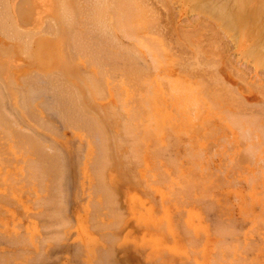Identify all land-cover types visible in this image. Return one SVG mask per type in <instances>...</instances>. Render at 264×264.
I'll use <instances>...</instances> for the list:
<instances>
[{
  "label": "rangeland",
  "instance_id": "rangeland-1",
  "mask_svg": "<svg viewBox=\"0 0 264 264\" xmlns=\"http://www.w3.org/2000/svg\"><path fill=\"white\" fill-rule=\"evenodd\" d=\"M64 1L63 13L66 10L68 16L73 15L69 16L70 21L65 18L72 22L70 25L62 14L60 19L64 23L46 18L40 28H35L32 0H18L14 11L10 0H0L2 23L12 13V20H7L15 26L10 30L18 31L14 36L8 32L11 26L7 22V28L5 23L0 26L3 28L0 39L11 42L8 46L17 60L14 75L9 78L0 75V240L4 236L9 240V243L0 241V264H264V45L260 48L263 55L256 51L259 43L264 44V0H245L243 14L241 8H236L241 13L235 12L239 0ZM227 1L229 5L224 3ZM197 3L204 5L194 6ZM199 7L203 8L202 13ZM2 8L8 15L2 16ZM254 11L261 12L257 18L253 16ZM91 12L97 18L89 15ZM237 13L246 15H241L245 18L241 24L234 18L238 17ZM212 15L223 18L214 19L216 16ZM231 16L232 23L228 18ZM223 19H228L229 24L221 26L228 21ZM226 24L234 26L228 30ZM20 34L24 40L16 38ZM70 35L77 38L74 44L69 40ZM36 37L45 43L38 42L33 52ZM27 39L31 44L23 43ZM77 42L81 48L76 46ZM88 49L93 50L91 54L97 53L96 58ZM101 52L107 57L100 59ZM35 59L46 67L55 63L58 66L45 73L38 70ZM69 63L72 67H67ZM64 64H68L67 69ZM30 75L34 79L43 76L40 80L43 84L35 81L38 78L31 80ZM51 76L59 78L52 77L60 82L56 84L58 89L47 79ZM94 82L99 86H94ZM27 99L33 100L32 103ZM30 109L34 115L26 113ZM125 122L131 127H126ZM119 125L123 126L125 135L120 133ZM97 131L103 136H96L95 133H100ZM101 138L104 139L101 141ZM134 140L139 147L133 145ZM93 144H101L95 146L100 153ZM137 155H141L137 160L142 166L132 159ZM95 160L102 163L100 167ZM102 165L104 169H100ZM100 175L106 177L103 179Z\"/></svg>",
  "mask_w": 264,
  "mask_h": 264
},
{
  "label": "bare ground",
  "instance_id": "bare-ground-1",
  "mask_svg": "<svg viewBox=\"0 0 264 264\" xmlns=\"http://www.w3.org/2000/svg\"><path fill=\"white\" fill-rule=\"evenodd\" d=\"M17 1H18V0H10V8H11L12 11L16 10V9H14V8H15V4H16ZM72 1H73V0H72ZM82 1H83V0H82ZM87 1H88V0H87ZM92 1H93V0H92ZM95 1H96V0H95ZM98 1H99V0H98ZM123 1H124V0H123ZM137 1H138V0H137ZM201 1H202V0H201ZM203 1H204V0H203ZM203 1H202V2H203ZM214 1H215V0H214ZM236 1H238V0H235L234 2H236ZM239 1H240V0H239ZM239 1L236 2V3L240 4ZM241 1L243 2V3L241 2V5H242V6L239 7L240 5L238 6V4H236L237 6L235 7V9H236V8H237V9H238V8H241V11H242V10H243L242 7L244 6L243 4H245V0H241ZM261 1H263V0H261ZM32 2H33V5H34V6H38V8L40 9L39 14H38V19L36 20L35 23H33L35 28H40V26L43 24V22H44V20H45L46 18H51L52 20H55V21L58 22V21L61 20V19H60V18H61L60 16H62V14L65 15V16H64V20H65V18H68V20L70 21V17H71V16L73 17V15H69V16H70V17H69V16H68V12H66V10H65V12L63 13V7H64V6H63V3H65L64 0H32ZM73 2H74V1H73ZM80 2H81V1H80ZM83 2H84V1H83ZM89 2H90V1H89ZM112 2H113V1H112ZM127 2H128V1H127ZM199 2H200V1H199ZM212 2H213V1H212ZM220 2H221V1H220ZM222 2H223V1H222ZM232 2H233V1H232ZM232 2H231V3H232ZM234 2H233V3H234ZM249 2H250V1H249ZM2 3H3V2H2ZM5 3H6V1H5ZM8 3H9V2H8ZM98 3H99V2H98ZM123 3H124V2H123ZM218 3H219V2H218ZM224 3L227 4L228 1H227V2H224ZM82 4H83V3H82ZM99 4L102 5V3H99ZM129 4H130V3H129ZM141 4H142V3H141ZM222 4H223V3H222ZM222 4H220V5H222ZM106 5H107V3H106ZM130 5H131V4H130ZM137 5H138V4H137ZM196 5H197V6L199 5V6L202 7L204 4H203V5H200V3H197V4H195L194 6H196ZM210 5H211V4H210ZM228 5H229V3H228ZM248 5H250V4H248ZM75 6H76V5H75ZM131 6H132V5H131ZM222 6H224V5H222ZM234 6H235V5H234ZM246 6H247V5H246ZM76 7H77V6H76ZM91 7H92V6H91ZM123 7H124V6H123ZM127 7H128V6H127ZM212 7H214V6H212ZM5 8H6V7H5ZM77 8H78V7H77ZM93 8H95V7H93ZM125 8H126V7H125ZM139 8H140V7H139ZM146 8H147V7H146ZM193 8H194V7H193ZM224 8H225V6H224ZM3 9H4V8H2V10H3ZM90 9H91V8H90ZM90 9H89V11H91ZM123 9H124V8H122V10H123ZM131 9H132V7L130 8V11H131ZM202 9H203V8H202ZM202 9L199 7V10H200L201 13H202V11H201ZM235 9H233V11H234ZM237 9L235 10V12L238 11V10H240V9H238V10H237ZM2 10H1V11H2ZM5 10H6V9H5ZM8 10H9V8H8ZM8 10H7V11H8ZM76 10H77V9H76ZM79 10H80V9H78V11H79ZM101 10H102V9H101ZM143 10H144V9H143ZM148 10H149V9H148ZM192 10H193V9H192ZM192 10H191V11H192ZM196 10H197V9H196ZM3 11H4V10H3ZM73 11H74V10H73ZM80 11H81V10H80ZM92 11H94V10H92ZM97 11H98V10H97ZM145 11H146V10H145ZM145 11H144V13H146ZM197 11H198V10H197ZM204 11H205V10H204ZM243 11H244V10H243ZM243 11H242V14H243ZM70 12H71V10H70ZM100 12H101V11H100ZM100 12H99V13H100ZM102 12H103V11H102ZM125 12H126V11H125ZM142 12H143V11H142ZM3 13H4V14H3L2 16L4 17V15L7 14V13H5V11H4ZM66 13H67V15H66ZM77 13H78V12H77ZM81 13H85V12L82 11ZM87 13H88V12H87ZM87 13H86V14H87ZM133 13H134V12H133ZM144 13H142V14H144ZM232 13H233V12H232ZM238 13H241V12L238 11ZM238 13H237V14H238ZM259 13H261V12H260V11H259V12L254 11V13H253L254 18H257V17H258L257 15H259ZM1 14H2V12H1ZM1 14H0V15H1ZM72 14H73V13H72ZM90 14H92V12L89 13V15H90ZM101 14H102V13H101ZM101 14H100V15H101ZM124 14H125V13H124ZM130 14H131V13H130ZM139 14H140V13H139ZM206 14H207V13H206ZM208 14H209V13H208ZM211 14H212V13H211ZM233 14H235V13H233ZM242 14H240V15L238 14V15H237L238 17L234 16V18H236L235 20H238V19L240 20V22H239L240 24H241V20H242V19L245 20V18H241L242 16L245 15V14H244V15H242ZM7 15H8V14H7ZM27 15H28V14H27ZM74 15H75V14H74ZM77 15H78V14H77ZM77 15H76V16H77ZM87 15H88V14H87ZM92 15H94V12H93ZM111 15H112V14H111ZM200 15H201V14H200ZM235 15H236V14H235ZM241 15H242V16H241ZM66 16H68V17H66ZM76 16H74V17L77 18ZM94 16H95V15H94ZM131 16H132V14H131ZM131 16H130V17H131ZM134 16H135V14H134ZM148 16H149V15H148ZM215 16H216V15H215ZM215 16L212 15V17H215ZM228 16H230V15H228ZM239 16H240V17H239ZM245 16H246V15H245ZM245 16H244V17H245ZM256 16H257V17H256ZM263 16H264V15H263ZM11 17H12V13H11ZM11 17L9 18V15H8L7 18L4 17V20L6 19V22L9 24L10 22H8L9 20H7V19L9 18L10 20H12ZM72 17H71V18H72ZM83 17H84V16H83ZM95 17H96V16H95ZM135 17H136V16H135ZM217 17L219 18V16H216V18H214V19H217ZM224 17H225V16H224ZM250 17H251V16H250ZM12 18H13V17H12ZM28 18H29V17H28ZM62 18H63V17H62ZM78 18H79V17H78ZM96 18H97V17H96ZM132 18H133V17H132ZM220 18H223V17H220ZM220 18H219V20H220ZM228 18H230L229 20H230L231 23H232V21L234 22V19L232 18V16H231V17H228ZM240 18H241V19H240ZM261 18H262V17H260V19H261ZM80 19H81V18H80ZM112 19H113V18H112ZM258 19H259V18H258ZM260 19H259V21H260ZM0 20H1L0 22L2 23V22H3V19L0 18ZM68 20H65V21H67V22L69 23V25H70L72 22H69ZM73 20H74V19H73ZM86 20H87V19H86ZM223 20H228V19H223ZM223 20H222V21H223ZM229 20L226 21V22H224V23H221V26H222V24H225V23H228V24H229ZM74 21H75V20H74ZM74 21H73V22H74ZM76 21H78V20H76ZM88 21H89V20H88ZM97 21H98V20H97ZM116 21H117V20H116ZM127 21H128V19H127ZM130 21H131V20H130ZM217 21H218V20H217ZM259 21L257 20V23H258ZM6 22L4 21L5 24H4V23H2V24L0 23V24H1L0 26H2V25L4 24V27L7 28L8 26L6 25ZM12 22H13V21H11V24H12ZM61 22L64 23V21H62V20H61ZM83 22H84V21H83ZM85 22H86V21H85ZM113 22L116 23L115 21H113ZM203 22H204V21H203ZM235 22H236V21H235ZM52 23H53V22H51L50 24H52ZM76 23H77V22H76ZM78 23H79V22H78ZM99 23H101V21H100ZM107 23H109V22H107ZM114 23H113V24H114ZM130 23H131V22H130ZM50 24H49V25H50ZM55 24H56V23H55ZM87 24H89V23H87ZM87 24H86V26H87ZM103 24L105 25V23H103ZM113 24H112V25H113ZM211 24H212V23H211ZM233 24H235V23H233ZM236 24H237V26H238V22H237ZM240 24H239V25H240ZM247 24H248V23H247ZM5 25H6V26H5ZM9 25H10V24H9ZM61 25H62V26H61V27H62V30H64L65 28H64V26H63L62 23H61ZM76 25H77V24H76ZM101 25H102V24H101ZM128 25H129V24H128ZM226 25H227V24H226ZM253 25H254V23H253ZM10 26H11V27H9V31H8V32H10V31H11L10 29H13V27H14L15 25L13 24V25H10ZM53 26H54V23H53ZM73 26H74V23H73ZM94 26H95V25H94ZM108 26H109V24H108ZM116 26H117V25H116ZM231 26L233 27L234 25H230V27L227 25V27H225V28H228V27L231 28ZM240 26H241V25H240ZM250 26H251V25H250ZM2 27H3V26H2ZM2 27H1L0 30H3ZM43 27H44V26H43ZM78 27H80L79 24H78ZM114 27H115V26H114ZM260 27H261V26H260ZM262 27H264L263 23H262ZM16 28H17V27H16ZM56 28H57V27H56ZM56 28H55V29H56ZM66 28H68V27H66ZM74 28H75V27H74ZM108 28H109V27H108ZM130 28H132V27L130 26ZM130 28H129V29H130ZM216 28H217V27H216ZM223 28H224V27H223ZM225 28H224V29H225ZM229 28H228V30H229ZM235 28H237V27H234V29H235ZM14 29H15V28H14ZM43 29H44V28H43ZM57 29H58V28H57ZM237 29H239V28H237ZM244 29H245V28H244ZM4 30H5V32H6L7 29H4ZM18 30H19V29H18ZM26 30H27V29H26ZM47 30H48V29H47ZM50 30H51V29H50ZM69 30H70V29H69ZM79 30H81V29H79ZM85 30H86V28H85ZM92 30H93V29H92ZM134 30H135V28H134ZM15 31H17V29H15ZM15 31L12 30L10 33H14V36H15V35H16V34H15V33H16ZM53 31H54V30H52V32H53ZM55 31H56V30H55ZM55 31H54V32H55ZM64 31H65V30H64ZM70 31L72 32V30H70ZM90 31H91V30H90ZM131 31H132V30H131ZM232 31H233V29H232ZM232 31H231V32H232ZM243 31H244V30H243ZM263 31H264V30H263ZM2 32H3V31H2ZM8 32H6V33H8ZM17 32H18V31H17ZM19 32L21 33V31H19ZM22 32H23V31H22ZM37 32H38V31H37ZM75 32H76V30H75ZM114 32H115V31H114ZM117 32H118V31H117ZM134 32H135V31H134ZM234 32H235V30H234ZM237 32H238V31H237ZM6 33H5V34H6ZM35 33H36V32H35ZM50 33H51V31H50ZM99 33H102V32H99ZM126 33H127V30H126ZM182 33H183V32H182ZM259 33H260V32H259ZM8 34H9V33H8ZM17 34H19V33H17ZM24 34H25V32H24ZM28 34H29V33L27 32V34H25V35H28ZM52 34H53V33H52ZM65 34H66V32H65ZM70 34H71V33H70ZM75 34H76V33H75ZM84 34H85V33H84ZM92 34H93V33H92ZM94 34H95V33H94ZM131 34H132V33H131ZM12 35H13V34H11V37L13 38L14 36H12ZM66 35H67V34H66ZM76 35H77V34H76ZM96 35H97V32H96ZM96 35H95V37H97ZM104 35H105V34H103V36H104ZM124 35H125V34H124ZM129 35H130V34H129ZM180 35H181V34H180ZM182 35H183V34H182ZM0 36H1V35H0ZM5 36H7V35H5ZM9 36H10V34H9ZM9 36L7 37V39L9 38ZM72 36H74V34H73ZM80 36H81V35L79 34V37H80ZM99 36H100V34H98V37H99ZM103 36H102V37H103ZM137 36H138V35H137ZM3 37H4V35H3ZM11 37H10V38H11ZM17 37H18L19 40H24V38H22L21 34H20L19 36L17 35L16 38H17ZM20 37H21V38H20ZM29 37H30V36H29ZM92 37H94V36L92 35ZM149 37H150V36H149ZM184 37H186V36H184ZM5 38H6V37H5ZM25 38H28V37L26 36ZM80 38H82V36H81ZM83 38H84V36H83ZM135 38H136V37H135ZM260 38H261V37H260ZM263 38H264V37H263ZM3 39H4V38H3ZM30 39H32V38H30ZM71 39H73V40H71ZM74 39H75V38H71V35H70V39H69V40H70L72 43L74 42ZM76 39H77V38H76ZM76 39H75V42H76ZM88 39H90V38H88ZM9 40H10V39H9ZM84 40H85V39H84ZM90 40H91V39H90ZM92 40H93V39H92ZM92 40H91V42H92ZM100 40H101V39H100ZM166 40H167V39H166ZM177 40H178V39H177ZM260 40H261V39H260ZM263 40H264V39H262V41H263ZM11 41H12V40H11ZM13 41H14V40H13ZM16 41H17V39H16ZM27 41H29V39H27V40L25 41L26 43H25V42H23V43H24V44H27V43H28ZM40 41H41L42 43H45V42H43L42 40H40L39 37H36V38L34 39V41H33V43H32V44H33V45H32V47H33V48H32V49H33V52H34L35 47L39 44L38 42H40ZM79 41H81V40H79ZM127 41H128V40H127ZM134 41H135V40H134ZM137 41H138V39H137ZM141 41H142V40H141ZM198 41H199V40H198ZM83 42H85V41H83ZM94 42H95V41H93V46H94V44H95ZM178 42H179V41H178ZM10 43H11V42H10ZM10 43H7L6 41H3V40L0 39V75L3 76L4 78H9V77H11L12 74L14 75L13 72H15V71L17 70L16 66H14V64H15V62H17V60L14 58V55L11 54V53H13V52H11L12 50L10 49V46H8V44H10ZM29 43L31 44L30 41H29ZM66 43H67V42H66ZM78 43H80V42H77V43H76V46H77ZM98 43H99V39H98ZM98 43H97V45H98ZM150 43H151V42H150ZM24 44H23V45H24ZM70 44H71V43H70ZM73 44H74V43H73ZM73 44H72V45H73ZM81 44H82V47H83V44H84V43H81ZM116 44H117V43H116ZM142 44H143V43H142ZM176 44H177V42H176ZM191 44H193V43H191ZM78 45H79V44H78ZM97 45H96L95 47H97ZM99 45H100V44H99ZM134 45H135V44H134ZM258 45H259V46H258V47H259V50H256L257 53H258V51H260V48L262 49V46H261V45H264V44H262V43L260 44V43H259ZM24 46H26V45H24ZM67 46H68V43H67ZM73 46H75V45H73ZM79 46H80V48H81V45H79ZM113 46H114V45H113ZM132 46H133V45H132ZM147 46H148V45H147ZM256 46H257V45H256ZM19 47H20V46H19ZM30 47H31V46H30ZM65 47H66V46H65ZM70 47H71V45H70ZM77 47H78V46H77ZM84 47H85V46H84ZM89 47H90V45H89ZM117 47H118V46H117ZM140 47H141V46H140ZM144 47H145V46H144ZM194 47L196 48V46H194ZM68 48H69V47H68ZM74 48H75V47H74ZM74 48H73V49L70 48V49H72V50L75 51L76 49H74ZM86 48H87V46H86ZM91 48H92V46H91ZM98 48H99V47H98ZM98 48H97V49H98ZM142 48H143V47H142ZM149 48H150V46H149ZM184 48H185V47H184ZM199 48H201V47H199ZM252 48H253V47H252ZM17 49H18V48H17ZM145 49H146V48H145ZM145 49H144V50H145ZM186 49H187V48H186ZM257 49H258V48H257ZM24 50H25V47L23 48V52H24ZM72 50H71V51H72ZM77 50H79V49H77ZM99 50H100V49H99ZM122 50H123V49H122ZM130 50H131V49H130ZM184 50H185V49H184ZM189 50H190V49H189ZM201 50H202V49H201ZM250 50H251V49H250ZM253 50H254V49H253ZM25 51H26V50H25ZM71 51H70V52H71ZM80 51H81V50H80ZM91 51H93V50H91ZM91 51H90V52H91ZM100 51H101V50H100ZM152 51H153V50H152ZM186 51H187V50H186ZM88 52H89V49H88ZM90 52H89V53H90ZM96 52H97V51H96ZM103 52H104V51H103ZM103 52H101L102 55H101V56L99 55V58L102 57V56H106L105 54H103ZM112 52H114V51H112ZM153 52H154V51H153ZM214 52H215V51H214ZM263 52H264V50H263ZM24 53H25V52H24ZM74 53H75V52H74ZM83 53H85V52H83ZM86 53H87V52H86ZM91 53H92V52H91ZM91 53H90V54H91ZM156 53H157V52H156ZM209 53H210V52H209ZM248 53H249V52H248ZM248 53H247V54H248ZM251 53H252V52H251ZM254 53H255V52H254ZM260 53H261V51H260ZM80 54H82V53H80ZM90 54H89V55H90ZM93 54H94L93 57H95V54H97V53H94V52H93ZM93 54H91V56H92ZM98 54H99V52H98ZM116 54H117V53H116ZM126 54H127V53H126ZM211 54H212V53H211ZM261 54H262V53H261ZM29 55H30V54H29ZM29 55H28V56H29ZM65 55H66V54H65ZM73 55H74V54H73ZM108 55H109V54H108ZM113 55H114V54L112 53V56H113ZM128 55H129V54H128ZM139 55H140V54H139ZM256 55H257V54H256ZM262 55H263V54H262ZM71 56H72V55H71ZM78 56H79V55H78ZM91 56H90V57H91ZM109 56H110V55H109ZM118 56H119V54H118ZM121 56H122V55H121ZM123 56H124V55H123ZM190 56H192V55H190ZM68 57H69V56H68ZM72 57H73V56H72ZM79 57H80V56H79ZM81 57H83V56H81ZM106 57H107V56H106ZM106 57H105V58H106ZM131 57H132V55H131ZM134 57H135V55H134ZM147 57H148V56H147ZM197 57H198V56H197ZM200 57H201V56H200ZM260 57H261V56H260ZM77 58H78V57H77ZM87 58H88V57H87ZM95 58H96V57H95ZM99 58H98V59H99ZM108 58H109V57H108ZM115 58H116V57H115ZM121 58H122V57H121ZM124 58H125V57H124ZM150 58H151V57H150ZM152 58H153V57H152ZM192 58H193V57H192ZM192 58H191V59H192ZM66 59H67V58H66ZM69 59H71V58L69 57ZM69 59H68V60H69ZM98 59H97V60H98ZM100 59H101V58H100ZM112 59H113V58H112ZM140 59H141V58H140ZM143 59H144V58H143ZM262 59H263V58H262ZM35 60H36V62H38V64H37V65L39 66V69H38V70H40V71H42V72H45V73L48 72V70H51V69H53L54 67L58 66V64L55 63L54 65H49L48 67H46V66H44V65H45L44 63L39 62L37 59H35ZM92 60H93V59H92ZM94 60H96V59H94ZM117 60H118V59H117ZM117 60H114V61L112 60V62H115V61L117 62ZM122 60H123V59H122ZM75 61H76V60H75ZM75 61H74V62H75ZM88 61H89V58H88ZM103 61H104V59H103ZM105 61H106V60H105ZM150 61H152V60H150ZM74 62H73V63H74ZM89 62H90V61H89ZM93 62H94V61H93ZM95 62H96V61H95ZM97 62H99V61H97ZM100 62H101V61H100ZM120 62H121V61H120ZM134 62H135V61H134ZM210 62H212V61H210ZM67 63H68V62H67ZM83 63H84V62H83ZM90 63H91V62H90ZM90 63H89V64H90ZM110 63H111V62H110ZM122 63H123V61H122ZM143 63H144V62H143ZM185 63H186V62H185ZM202 63H203V62H202ZM69 64H70V63H69ZM111 64H112V63H111ZM115 64H116V66H117L118 63H115ZM115 64H112V65H115ZM120 64H121V63H120ZM123 64H124V63H123ZM212 64H214V61L212 62ZM67 65H68V64H64V69H67V68H66ZM91 65H92V64H91ZM105 65H106V63H105ZM194 65L196 66V64H194ZM200 65H204V64H201V63H200ZM13 66H14V67H13ZM70 66H71V64H70L69 66H67V67H70ZM88 66H89V65H88ZM107 66H108V67H109V66L111 67V65H108V64H107ZM121 66H122V65H121ZM71 67H72V66H71ZM78 67H79V66H78ZM98 67H101V65L98 66ZM119 67H120V66H119ZM190 67H191V66H190ZM193 67H194V66H193ZM103 68H104V66H103ZM103 68H102V70H103ZM113 68H114V67H113ZM197 68H198V67H197ZM109 69H110V68H109ZM116 69H117V67H116ZM116 69H114V71H115ZM187 69H188V68H186V70H187ZM192 69H193V68H192ZM195 69H196V68H195ZM99 70H100V69H99ZM199 70H200V69H199ZM211 70H212V69H211ZM81 71H82V70H80V72H81ZM103 71H104V70H103ZM105 71H106V70H105ZM110 71H111V70H110ZM110 71H109V72H110ZM201 71H202V70H201ZM201 71H200V72H201ZM205 71H206V70H205ZM68 72H69V71H68ZM70 72H71V71H70ZM87 72H88V71H87ZM92 72H93V71H92ZM100 72H101V71H100ZM181 72H182V71H181ZM192 72H194V71H192ZM55 73H56V72H55ZM93 73H94V72H93ZM93 73H92V75H93ZM105 73H106V72H105ZM111 73H114V72H111ZM123 73H126V72H123ZM202 73H203V72H202ZM57 74H58V73H57ZM60 74H61V73H60ZM75 74H76V73H75ZM80 74H81V73H80ZM97 74H98V73H97ZM99 74H100V73H99ZM107 74H109V73L107 72ZM107 74H106V75H107ZM114 74H116V73H114ZM114 74H113V75H114ZM128 74H129V73H128ZM189 74H190V73H189ZM194 74H195V73H194ZM194 74H193V75H194ZM34 75H35V74H33V76H34ZM37 75H38V74H37ZM66 75H67V74H66ZM106 75H104L103 77L105 78ZM116 75H117V74H116ZM33 76L30 75V79H31V80H35L36 78L39 79V77H36V76H35V79H34ZM73 76H74V77H77V76H75L74 74H73ZM80 76H82V75H80ZM107 76H108V75H107ZM107 76H106V77H107ZM27 77H28V76H27ZM27 77H25V78H27ZM42 77H43V76H42ZM42 77H41V78H42ZM47 77H48V76H47ZM52 77H53V76H51V78L49 77V78H47V79L52 80V81H53L52 84L55 85L54 87H56V84H57V83H60V82H59V81L57 82L56 80H55V81H56V82H55V81L53 80L54 77H53V78H52ZM60 77H62V76H60ZM82 77H83V76H82ZM90 77H91V75H90ZM116 77H117V76H116ZM142 77H144V76H142ZM193 77H194V76H193ZM20 78H21V77H20ZM41 78H40L39 80L37 79V80H35V81H40ZM56 78H58V77H56ZM56 78H54V79H56ZM83 78H84V77H83ZM91 78H92V77H91ZM95 78H97V77H95ZM98 78H99V77H98ZM149 78H150V77H149ZM47 79H46V80H47ZM58 79H59V78H58ZM78 79H79V78H78ZM92 79H93V78H92ZM100 79H101V77H100ZM124 79H125V78H124ZM126 79H127V78H126ZM215 79H216V78H215ZM218 79H219V78H218ZM19 80H20V79H19ZM27 80H28V79H27ZM79 80H80V79H79ZM79 80H78V81H79ZM84 80H85V78H84ZM88 80H89V79H88ZM94 80H97V79H94ZM101 80H103V79H101ZM111 80H112V79H111ZM117 80H118V79H117ZM20 81H22V80H20ZM24 81H26V80H24ZM28 81H29V80H28ZM28 81H27V82H28ZM43 81H44V83L46 82L44 79H43ZM81 81H82V80H81ZM85 81H87V80H85ZM90 81L92 82L91 79H90ZM105 81H106V78H105ZM164 81H165V80H164ZM40 82H41V81H40ZM54 82H55V84H54ZM91 82H90V85L92 84ZM98 82H99V80H98ZM98 82H97V83H98ZM103 82H104V81H103ZM119 82H120V81H119ZM32 83H34V86H35V83H36V82L32 81ZM37 83H38V82H37ZM41 83H42V82H41ZM87 83H88V82H87ZM94 83H95V82H94ZM105 83H106V82H105ZM105 83H104V84H105ZM109 83H110V82H109ZM112 83H113V82H112ZM112 83H110V84L112 85ZM122 83H124V82H122ZM12 84H13V83H12ZM42 84H43V83H42ZM50 84H51V82H50ZM79 84H80V83H79ZM154 84H155V83H154ZM36 85L40 86L39 83L36 84ZM45 85H47V84L45 83ZM64 85H65V84H64ZM97 85L99 86V84H97ZM97 85H96V83H95L94 86H97ZM122 85H123V84H122ZM124 85H125V83H124ZM132 85H133V84H132ZM1 86H2V85H1ZM17 86H18V85H17ZM60 86L62 87V83H61ZM60 86H59V87H60ZM83 86H84V85H83ZM102 86H103V85H102ZM105 86H106V84H105ZM114 86H117V84L114 85ZM114 86H113V87H114ZM119 86H120V85H119ZM125 86H126V85H125ZM167 86H168V85H167ZM206 86H207V85H206ZM22 87H23V86H22ZM26 87H28V86H26ZM35 87H36V86H35ZM41 87H42V86H41ZM51 87H52V89H53V86H50V87L47 86V89H48V88H51ZM75 87H76V86H75ZM103 87H104V86H103ZM113 87H112V88H113ZM120 87H121V86H120ZM201 87H202V86H201ZM13 88H14V87H13ZM23 88H24V87H23ZM29 88H30V87H29ZM36 88H37V87H36ZM62 88H63V87H62ZM131 88H133V87H131ZM134 88H135V87H134ZM156 88H157V87H156ZM210 88H211V87H210ZM14 89H15V88H14ZM16 89H17V88H16ZM26 89H27V88H26ZM38 89H39V87H38ZM42 89H43V88H42ZM42 89H41V91H42ZM47 89H46V90H47ZM52 89H50V90H52ZM55 89H58V88L56 87ZM63 89H64V88H63ZM94 89L97 90L96 87H95ZM116 89L118 90L117 87H116ZM120 89H121V88H119V90H120ZM122 89H123V88H122ZM136 89H137V88H136ZM211 89H212V88H211ZM27 90H28V89H27ZM44 90H45V89H44ZM65 90H66V89H65ZM67 90H68V89H67ZM67 90H66V91H67ZM95 90H94V92H98V91H95ZM114 90H115V89H114ZM114 90H113V91H114ZM117 90H115V91H117ZM134 90H135V89H134ZM139 90H140V89H139ZM19 91H20V90H19ZM48 91H49V90H48ZM56 91H57V90H56ZM122 91L125 92V90H122ZM122 91H121L120 93H122ZM127 91H129V90H127ZM135 91H136V90H135ZM168 91H169V90H168ZM211 91H213V90H211ZM20 92H21V91H20ZM30 92H33V91H31V89H30ZM53 92H55V90H53ZM57 92H58V91H57ZM60 92H61V91H60ZM60 92H59V94H60ZM99 92H100V91H99ZM101 92H102V91H101ZM101 92H100V94H101ZM22 93H23V92H22ZM50 93H52V92H50ZM55 93H56V92H55ZM62 93H63V92H62ZM62 93H61V94H62ZM113 93H114V92H113ZM117 93H118V92H117ZM205 93H206V92H205ZM207 93H209V92L207 91ZM212 93H213V92H212ZM35 94H36V91H35ZM93 94H94V93H93ZM95 94L97 95V93H95ZM122 94H123V96L125 95L124 93H122ZM126 94H127V93H126ZM128 94H129V93H128ZM24 95H25V92H24ZM37 95H38V93H37ZM37 95H36V96H37ZM46 95H47V94H46ZM64 95H65V94H63V97H64ZM98 95H99V94H98ZM119 95H120V94H119ZM137 95H138V94H137ZM209 95H210V93H209ZM22 96H23V95H22ZM67 96H68V95H67ZM79 96H80V94H79ZM116 96H118V95H116ZM207 96H208V95H207ZM214 96H215V95H214ZM6 97H7V96H6ZM33 97H34V96H33ZM65 97H66V96H65ZM81 97H82V96H80V98H81ZM91 97H92V96H91ZM95 97H96V96H95ZM97 97H98V96H97ZM104 97H105V95H104ZM137 97H138V96H137ZM137 97H136V98H137ZM208 97H209V96H208ZM37 98H38V97H37ZM37 98H36V99H37ZM54 98H55V97H54ZM58 98H59V97H58ZM60 98H61V97H60ZM68 98H69V97H68ZM89 98H90V97H89ZM100 98H101V97H100ZM120 98H121V96H120ZM23 99H24V97L22 98V100H23ZM25 99H26V98H25ZM118 99H119V98H118ZM18 100H19V98H18ZM28 100H29V99H27V101H28ZM55 100H56V99H55ZM60 100H61V99H60ZM80 100H81V99H80ZM120 100H121V99H120ZM123 100H124V98H123ZM135 100H136V99H135ZM29 101H30V100H29ZM32 101H33V100H32ZM32 101H30L29 103L31 104ZM53 101H54V100H53ZM61 101H62V100H61ZM67 101H68V100H67ZM125 101H126V100H125ZM127 101H128V100H127ZM191 101H192V99H191ZM0 102H1V101H0ZM13 102H14V101H13ZM121 102H122V100H121ZM129 102H130V101H129ZM129 102H128V103H129ZM2 103H4V102H2ZM17 103L19 104L18 101H17ZM22 103H23V102H22ZM125 103H126V102H125ZM23 104H24V103H23ZM25 104L28 105V102L25 103ZM57 104H58V102H57ZM57 104L54 103V107H56ZM126 104H127V103H126ZM133 104H134V103H133ZM146 104H147V103H146ZM33 105H34V104H33ZM62 105H63V104H62ZM64 105H65V104H64ZM67 105H68V104H67ZM82 105H83V104H82ZM213 105H214V104H213ZM0 106H1V105H0ZM3 106H4V105H3ZM23 106H24V105H23ZM23 106H22V108H23ZM31 106H32V105H31ZM45 106H47V105H45ZM49 106H50V105H49ZM59 106H60V105H59ZM135 106H136V105H135ZM4 107H5V106H4ZM20 107H21V106H20ZM20 107H19V108H20ZM24 107H25V106H24ZM27 107H28V106H27ZM32 107H33V106H32ZM34 107H35V106H34ZM43 107H44V106H43ZM47 107H48V106H47ZM109 107H110V106H109ZM109 107H108V108H109ZM126 107H128V104H127V106H125V108H126ZM136 107H137V106H136ZM52 108H53V107H52ZM60 108H61V107H60ZM62 108H65V106H63ZM81 108H84V107H81ZM85 108H86V106H85ZM110 108H111V107H110ZM113 108L116 109L115 107H113ZM113 108H112V109H113ZM122 108H123V106H122ZM5 109H6V108H5ZM20 109H21V108H20ZM26 109H29V107L26 108ZM44 109H45V108H44ZM65 109H66V108H65ZM140 109H141V108H140ZM21 110H23V109H21ZM53 110H54V109H53ZM53 110H52V111H53ZM58 110H59V107H58ZM73 110H74V109H73ZM109 110H110V109H109ZM109 110H108V111H109ZM129 110H130V109H129ZM141 110H142V109H141ZM141 110H140V111H141ZM30 111H32V110L30 109V110H28L26 113H27V114L31 113L32 115H34V114H33L34 111H32V112H30ZM45 111H46V109H45ZM110 111H111V110H110ZM138 111H139V110H138ZM28 112H29V113H28ZM57 112H58V111H57ZM124 112H125V111H124ZM126 112H127V110H126ZM136 112H137V111H136ZM240 112H241V111H240ZM246 112H247V111H246ZM250 112H251V111H250ZM44 113H45V112H44ZM109 113H110V112H109ZM47 114H48V113H47ZM59 114H60V113H59ZM80 114H81V113H80ZM110 114H112V112H111ZM110 114H107V115L109 116ZM125 114H126V113H125ZM131 114H132V113H131ZM137 114H139V113H137ZM141 114L143 115L144 113H142V111H141ZM29 115H30V114H29ZM60 115H61V114H60ZM102 115H103V114H102ZM107 115H105V116H107ZM26 116H27V115H26ZM48 116H49V114H48ZM53 116H54V115H53ZM108 116H107V117H108ZM111 116H112V115H111ZM111 116H110V117H111ZM119 116H120V115H119ZM130 116H131V115H130ZM28 117H29V118H33L32 116H28ZM28 117H27V118H28ZM49 117H50V116H49ZM62 117H63V116H62ZM85 117H86V115H85ZM117 117H118V116H117ZM117 117H116V118H117ZM2 118H4V117H2ZM5 118H6V117H5ZM57 118H58V117H57ZM104 118H105V117H104ZM118 118H120V117H118ZM245 118H246V117H245ZM48 119H49V121H51V120H53L54 118H53V119L48 118ZM99 119H100V118H99ZM101 119H102V118H101ZM111 119H112V117H111ZM135 119H136V118H135ZM232 119H233V118H232ZM232 119H231V120H232ZM19 120H20V119H19ZM37 120H38V119H37ZM46 120H47V119H46ZM55 120H56V118H55ZM55 120H53V121L55 122ZM102 120H103V119H102ZM108 120H109V119H108ZM113 120H115V119H113ZM132 120H133V119H132ZM245 120H246V119H245ZM2 121H3V120H2ZM6 121H8L7 118H6ZM6 121H5V122H6ZM30 121H31V120H30ZM32 121H34V120H32ZM39 121H40V120H39ZM49 121L47 120V122H49ZM103 121H104V120H103ZM125 121H127V120H125ZM128 121H130V119H129ZM47 122H46V123H47ZM56 122H57V121H56ZM101 122H102V121H101ZM106 122H108V121H106ZM106 122H105V123H106ZM138 122H139V121H138ZM6 123H8V122H6ZM6 123L4 124L5 127H6ZM11 123H12V122H11ZM33 123H34V122H33ZM49 123H50V122H49ZM125 123H126V127H127V126H129V128L131 127L130 125H127V122H125ZM129 123L131 124V122H129ZM234 123H235V122H234ZM251 123L253 124V122H251ZM39 124H40V123H39ZM44 124H45V123H44ZM50 124H52V123H50ZM50 124H49V125H50ZM98 124H99V122H98ZM100 124H101V123H100ZM100 124H99V125H100ZM138 124H139V123H138ZM138 124H137V126H138ZM7 125H8V124H7ZM40 125H41V124H40ZM40 125H39V126H40ZM52 125H53V124H52ZM52 125H51V128H52ZM58 125H59V124H58ZM122 125H123V124H122ZM131 125H132V124H131ZM141 125H143V124H141ZM141 125H140V126H141ZM152 125H153V124H152ZM238 125H239V124H238ZM9 126H10V125H9ZM43 126H44V125H43ZM47 126H48V125H47ZM107 126H108V125H107ZM119 126H120V125H119ZM124 126H125V125H124ZM240 126H241V125H240ZM40 127H41V126H40ZM40 127H39V128H40ZM45 127H46V126H45ZM99 127H100V126H99ZM122 127H123V126H122ZM122 127L120 126V129H119V130H121L120 133L123 134L124 131L121 129ZM126 127H125L124 129H127ZM133 127H134V126H133ZM141 127H142V126H141ZM235 127H236V126H235ZM6 128H7V127H6ZM56 128H57V127H56ZM100 128H101V127H100ZM135 128H138V127H136V125H135ZM135 128H134V129H135ZM237 128H239V127H237ZM9 129H10V131H11V128H9ZM41 129H42V128H41ZM43 129H44V128H43ZM43 129H42V130H43ZM48 129H49V128H48ZM91 129H93V128L91 127ZM139 129H140V127H139L137 130H138V131H141V130H139ZM261 129H262V128H261ZM50 130H51V129H50ZM54 130H55V129H54ZM119 130H118V132H119ZM131 130H133V129H131ZM131 130H130V131H131ZM137 130H136V131H137ZM142 130H143V129H142ZM259 130H260V129H259ZM18 131H19V130H18ZM44 131H46V130H44ZM56 131H57V130H56ZM88 131H90V130H88ZM122 131H123V132H122ZM127 131H129V130H127ZM127 131H125V132L128 133ZM133 131H135V130H133ZM138 131H137V134L139 133ZM166 131H167V130H166ZM1 132H2V131H1ZM12 132H13V131H12ZM12 132H11L10 134H12ZM16 132H17V131H16ZM47 132H48V131H47ZM57 132H58V131H57ZM90 132H92V130H91ZM95 132H96V131H95ZM97 132H100V131H97ZM141 132H142V131H141ZM51 133H52V132H51ZM120 133H119V134H120ZM130 133H131V132H130ZM242 133H243V132H242ZM260 133H262V132H260ZM7 134H8V133H7ZM56 134H57V133H56ZM100 134H101V135H100ZM108 134H109V133H108ZM115 134H116V133H115ZM133 134H134V133H133ZM4 135H5V134H4ZM14 135H15V134H14ZM14 135H13V137H14ZM95 135H96V136L99 135L100 137L103 136L101 132H100L99 134H98V133H97V134L95 133ZM95 135L92 134V138H94ZM123 135H125V134H123ZM123 135H122V136H123ZM126 135H127V134H126ZM128 135H129V134H128ZM139 135H141V133H140ZM261 135H262V134H261ZM20 136H21V135H20ZM84 136H85V135H84ZM88 136H90V135H88ZM109 136H110V135H109ZM130 136H132V135L130 134L128 137H130ZM2 137H3V136H2ZM9 137H11V135H10ZM16 137H17V136H16ZM16 137H15V138H16ZM110 137H111V136H110ZM123 137H124V136H123ZM143 137H144V136H143ZM244 137H246V136H244ZM3 138H4V137H3ZM15 138H14V140L17 139V138L15 139ZM21 138H22V137H21ZM98 138H99V137H98ZM106 138H107V137H106ZM133 138H134V137H133ZM0 139H1V138H0ZM8 139H9V138H8ZM10 139H11V138H10ZM102 139H104V138H101V141H102ZM115 139H116V138H115ZM126 139H129V138H126ZM135 139H136V138H135ZM138 139H139V136H138ZM145 139H146V137H145ZM166 139H167V138H166ZM245 139H246V138H245ZM11 140H12V139H11ZM19 140H20V138H19ZM95 140H96V138H95ZM113 140H114V139H113ZM116 140H117V139H116ZM140 140H141V139H140ZM9 141H10V140H9ZM90 141H91V140H90ZM117 141H120L119 138H118ZM117 141H116V142H117ZM125 141H126V140H125ZM136 141H137V140H134V144H133V145H134V146L137 145V146L139 147L138 143L135 144ZM167 141H168V140H167ZM246 141H247V140H245V142H246ZM22 142H23V141H22ZM84 142H85V141H84ZM84 142H83V143H84ZM92 142H93V141H92ZM94 142H95V141H94ZM103 142H104V141H103ZM105 142H106V141H105ZM114 142H115V141H114ZM128 142H129V141H128ZM173 142H174V141H173ZM4 143H5V142H4ZM14 143L16 144V142H14ZM19 143H20V142H19ZM74 143H75V142H74ZM74 143H73V144H74ZM97 143H98V142H97ZM120 143H121V141H120ZM20 144H21V143H20ZM76 144H77V143H76ZM78 144H79V143H78ZM81 144H82V143H81ZM139 144H141V142H139ZM5 145H6V144H5ZM82 145H83V144H82ZM84 145H85V143H84ZM93 145H94V144H93ZM98 145H99V146L94 145V147H95V146H96V147H100L101 144H98ZM106 145H107V142H106ZM143 145H144V144H143ZM170 145H171V144H170ZM13 146H14V145H13ZM15 146H16V145H15ZM19 146H20V145H19ZM21 146H22V145H21ZM42 146H43V145H42ZM80 146H81V145H80ZM80 146H79L78 149H80ZM103 146H104V145H103ZM134 146L132 147V149H134ZM25 147H26V146H25ZM69 147H70V146H69ZM81 147H82V146H81ZM96 147H95V148H96ZM113 147H115V144H114ZM143 147H144V146H143ZM19 148H20V147H19ZM35 148H36V147H35ZM75 148H76V147H75ZM83 148L86 149V146L83 147ZM104 148H105V147H104ZM16 149H17V148H16ZM21 149H22V148H21ZM78 149H76V151H78ZM97 149L99 150V148H96V150H97ZM132 149H131V150H132ZM19 150H20V149H19ZM98 150H97V152H98ZM102 150H103V149H102ZM107 150H108V149H107ZM110 150H111V149H110ZM114 150H115V148H114ZM135 150H136V149H135ZM141 150H142V149H140V151H141ZM32 151H33V150H32ZM39 151H40V150H39ZM44 151H45V150H44ZM84 151H85V150H84ZM99 151H100V150H99ZM105 151H106V150H105ZM105 151H104V152H105ZM116 151H117V150H116ZM127 151H128V150H127ZM158 151H159V150H158ZM18 152H19V151H18ZM27 152H28V151H27ZM40 152H41V151H40ZM45 152H46V151H45ZM97 152L95 151V154H96ZM114 152H115V151H114ZM136 152H137V151H136ZM159 152H160V151H159ZM170 152H171V151H170ZM43 153H44V152H43ZM47 153H48V152H47ZM98 153H100V152H98ZM98 153H97V155H98ZM124 153H125V152H124ZM128 153L130 154L129 151H128ZM134 153H135V151H134ZM176 153H177V152H176ZM84 154H85V152H84ZM104 154H107V153H104ZM118 154H120V153L118 152ZM139 154H140V153H139ZM141 154H142V153H141ZM157 154H158V153H157ZM45 155H46V154H45ZM76 155H77V154H76ZM99 155H100V154H99ZM110 155H111V154H110ZM114 155H116V154H114ZM125 155H126V154H125ZM159 155H161V153H160ZM240 155H241V154H240ZM245 155H246V154H245ZM248 155H249V154H248ZM40 156H41V155H40ZM43 156H44V155H43ZM52 156H53V155H52ZM139 156L141 157V155H137V156H136L137 158H132V159H136V160H137V159H140ZM157 156H158V155H157ZM169 156H171V155H169ZM50 157H51V156H50ZM76 157H77V156H76ZM98 157H99V156H98ZM125 157H126V156H125ZM130 157H131V156H130ZM130 157H128V159H129ZM158 157H159V156H158ZM161 157H162V156H161ZM99 158H100V157H99ZM101 158H102V157H101ZM101 158H100V159H101ZM122 158H123V157H122ZM171 158L173 159V157H171ZM4 159H6V157H5ZM77 159H79V158H77ZM96 159H98V158H96ZM111 159H112V158H111ZM19 160H20V159H19ZM83 160H84V155H83ZM98 160H99V159H98ZM122 160H123V159H122ZM124 160H125V159H124ZM124 160H123V161H124ZM173 160H174V159H173ZM175 160H176V159H175ZM177 160H178V159H177ZM252 160H253V159H252ZM4 161H7V160H4ZM37 161H38V160H37ZM78 161H79V160H78ZM90 161H91V160H90ZM129 161H131V160L129 159ZM140 161H142V160H140ZM178 161H179V160H178ZM41 162H42V161H41ZM79 162H82V161H79ZM96 162H97V160H95L94 163H96ZM113 162H114V161H113ZM137 162L139 163V166H140V165H141V162H139L138 160L136 161V163H137ZM171 162H172V161H171ZM173 162H174V161H173ZM114 163H115V162H114ZM127 163H128V165H129V163H131V162H127ZM80 164H82V163H80ZM98 164H99V167H100V165H101L102 163H101V164H100V163H96V165H98ZM132 164H133V163H132ZM132 164H131V165H132ZM142 164H143V162H142ZM131 165H130V166H131ZM170 165H171V164H170ZM92 166H95V165H91V164H90V167H91V168H93ZM122 166H124V165H122ZM141 166H142V165H141ZM173 166H175V165H173ZM176 166H177V165H176ZM54 167H55V166H54ZM95 167H97V166H95ZM102 167H103V165L101 166L100 169H104V167H103V168H102ZM119 167H120V166H119ZM134 167H135V166H134ZM97 168H98V167H97ZM124 168H125V167H124ZM42 169H43V168H42ZM128 169H129V168H128ZM92 170H93V169H92ZM98 170H99V168H98ZM126 170H127V169H126ZM159 170H160V169H159ZM90 171H91V170H90ZM117 171H118V170H117ZM123 171L125 172V170L122 169V172H123ZM136 171H137V170H136ZM78 172H79V171H78ZM95 172H96V170H95ZM103 172L105 173L104 170H103ZM134 172H135V171H134ZM161 172H162V171H161ZM29 173H30V172H29ZM63 173H64V172H63ZM98 173H99V172H98ZM27 174H28V173H27ZM100 174L103 175L102 173H100ZM131 174H134V173L132 172ZM136 174H137V173H136ZM136 174H135V175H136ZM60 175H61V174H60ZM101 175H100L99 177H101V178L103 177V179H104V177H106V176H101ZM139 175H140V174H139ZM175 175H176V174H175ZM175 175H174V176H175ZM209 175H210V174H209ZM27 176H28V175H27ZM61 176H62V175H61ZM79 176H80V175H79ZM145 176H147V175H145ZM192 176H193V175H192ZM97 177H98V176H97ZM97 177H96V179H97ZM99 177H98V178H99ZM131 177H132V176H131ZM149 177H150V176H149ZM195 177H197V176H195ZM94 178H95V177H94ZM135 179H136V177H135ZM168 179H169V178H168ZM20 180H21V179H20ZM23 180H24V179H23ZM78 180H79V179H78ZM149 180H150V179H149ZM151 180H152V179H151ZM156 180H157V179H156ZM160 180H161V177H160ZM250 180H252V179H250ZM21 181H22V180H21ZM97 181H98V180H97ZM101 181H102V182H105V181H103L102 179H101ZM159 182H160V181H159ZM98 183H100V181H99ZM98 183H97V185H99ZM137 183H138V182H137ZM151 183H152V182H151ZM28 184H29V183H28ZM103 184L105 185V183H103ZM138 184H139V183H138ZM155 184H156V185L158 184V180H157V183H155ZM1 185H2V184H1ZM198 185H199V184H198ZM101 186H102V185H101ZM101 186H100V187H101ZM143 186H144V185H143ZM196 186H197V185H196ZM98 187H99V186H98ZM98 187H97V188H98ZM100 187H99L98 190H100ZM189 187H192V186L189 185ZM198 187H199V186H198ZM97 188H96V189H97ZM106 188H108V187L106 186ZM178 188H179V187H178ZM186 188H188V187L186 186ZM186 188H185L184 190H186ZM195 188H196V187H195ZM96 189H95V190H96ZM101 189H102V188H101ZM104 189H105V188H104ZM145 189H146V188H145ZM179 189H180V188H179ZM182 189H183V188H182ZM188 189L190 190L191 188H188ZM188 189H187V190H188ZM92 190H93V187H92ZM107 190L110 191V186H109V189H107ZM146 190H148V188H147ZM176 190H177V187H176ZM180 190H181V189H180ZM180 190H179V196H180ZM112 191H115V190H112ZM112 191H111V192H112ZM177 191H178V190H177ZM190 191H191V190H190ZM111 192H110V193H111ZM149 192H150V191H149ZM181 192H182V190H181ZM60 193H61V192H60ZM97 193H98V192H97ZM112 193H114V192H112ZM115 193H116V192H115ZM115 193H114V195H116ZM189 193H191V192H189ZM108 194H109V193H108ZM145 194H146V193H145ZM148 194H149V193H148ZM174 194H177V193L174 192ZM174 194H173V195H174ZM187 194H188V193H187ZM187 194H186V195H187ZM1 195H2V194H1ZM92 195H93V194H92ZM173 195H171V196H173ZM177 195H178V194H177ZM177 195H176V196H177ZM191 195H192V193H191ZM2 196H3V195H2ZM145 196H146V195H145ZM179 196H178V198H179ZM192 196H193V195H192ZM5 197H6V196H5ZM105 197H108V196H105ZM109 197H110V196H109ZM3 198H4V197H3ZM111 198H113V197H111ZM114 198H115V197H114ZM150 198H151V197H150ZM188 198H190V197H188ZM191 198H192V197H191ZM191 198H190V200H191ZM115 199H116V198H115ZM175 199H177V198H175ZM179 199H180V198H179ZM185 199H186V196H185ZM198 199H199V198H198ZM204 199H205V198H204ZM7 200H8V199H7ZM61 200H62V199H61ZM108 200H109V199H108ZM153 200H155V199H153ZM173 200H174V199H173ZM202 200H203V199H202ZM0 201H1V200H0ZM84 201H85V199H84ZM171 201H172V200H171ZM177 201H178V200H177ZM179 201H180V200H179ZM191 201H192V200H191ZM200 201H201V199H200ZM206 201H207V200H206ZM4 202H5V201H4ZM7 202H8V201H7ZM40 202H41V201H40ZM40 202H39V203H40ZM91 202H92V201H91ZM112 202H113V201H112ZM155 202H156V201H155ZM155 202H154V203H155ZM164 202H165V201H164ZM184 202H185V204H187L186 201H184ZM194 202H195V201H194ZM196 202H197V201H196ZM203 202H204V201H203ZM207 202L209 203V201H207ZM92 203H93V202H92ZM116 203H117V199H116ZM116 203H114V205H115ZM198 203H199V202H198ZM101 204H102V203H101ZM132 204H133V202H132ZM199 204H200V203H199ZM19 205H20V204H19ZM89 205H90V204H89ZM108 205H109V204H108ZM117 205H119V203H117ZM188 205H189V204H188ZM202 205H203V204H202ZM209 205H210V204H209ZM90 206H91V205H90ZM102 206H103V205H102ZM96 207H97V206H96ZM132 207H133V206H132ZM205 207H206V206H205ZM211 207H212V206H211ZM105 208H106V207H105ZM109 208H110V207H109ZM209 208H210V207H209ZM111 209H112V208H111ZM134 209H135V208L133 207V208L131 209V211L134 212ZM210 209H211V208H210ZM47 210H48V209H47ZM119 210H120V209H119ZM119 212H120V211H119ZM181 212H182V211H181ZM207 212H208V211H207ZM183 214H184V212H183ZM96 216H97V215H96ZM27 217H28V216H27ZM221 221H223V220H221ZM231 221H232V220H231ZM224 223H225V222H224ZM98 224H99V223H98ZM179 224H180V223H179ZM230 224L232 225V223H230ZM20 225H21V224H20ZM93 226H94V225H93ZM183 227H184V225H183ZM185 227H186V226H185ZM185 227H184V228H185ZM225 227H226V225H225ZM234 227H235V226L233 225V228H234ZM184 228H183V229H184ZM223 228H224V227H223ZM229 228H230V227H229ZM229 228H228V229H229ZM32 229H33V227H32ZM183 229H182V230H183ZM185 229H186V228H185ZM187 229H188V228H187ZM215 229H216V228H215ZM220 229H221V228H220ZM220 229H219V230H220ZM33 230H34V229H33ZM222 230H223V229H222ZM224 230H226V229H224ZM237 230H238V229H237ZM186 231H188V230H186ZM186 231H185V232H186ZM191 231H192V230H191ZM241 231H242V230H241ZM185 232L183 231V233H185ZM221 232H224V231H221ZM226 232H227V231H226ZM228 232H229V231H228ZM228 232H227V234H228ZM234 232L236 233V231H234ZM22 233H24V232H22ZM22 233H21V234H22ZM28 233H30V232H28ZM241 233H242V232H241ZM0 234H2V233H0ZM26 234H27V233H26ZM186 234H188V233H186ZM221 234H222V233H221ZM237 234H238V233H237ZM241 235H242V234H241ZM3 236H4V235H3ZM6 236H7V235H6ZM21 236H22V235H20V237H21ZM237 236H238V235H237ZM18 237H19V236H18ZM222 237H223V236H222ZM224 237H225V236H224ZM231 237H232V236H231ZM2 238H3V237H2ZM5 238H6V237L4 236L3 240H0V241H4V243H5V241H6V242L9 241L8 239L5 240ZM9 238H10V237H9ZM14 238H15V237H14ZM0 239H1V238H0ZM10 241H11V240H10ZM19 241H20V240H19ZM22 241H24V240H22ZM24 242H25V241H24ZM219 242H220V241H219ZM226 242L228 243V241H226ZM250 242H251V241H250ZM4 243H3V244H4ZM7 243H9V242H7ZM11 243H12V242H11ZM11 243H10V244H11ZM15 243H16V242H15ZM25 243H26V242H25ZM25 243H23V244H25ZM7 245H8V244H7ZM26 245H27V244H26ZM230 245H231V244H230ZM16 246H17V245H16ZM24 246H25V245H24ZM30 246H31V244H30ZM83 248H84V247H83ZM226 248H227V247H226ZM223 250H225V249H223ZM21 251H22V249H21ZM23 251H24V250H23ZM227 251H228V250H227ZM2 252H4V251H2ZM227 253H228V252H227ZM18 254H19V252H18ZM18 254H16V256H17ZM4 255H7V254L5 253ZM26 255H27V253H26ZM37 255H38V254H37ZM20 256H21V255H20ZM38 256H39V255H38ZM57 256H58V255H57ZM218 256H219V255H218ZM250 257H251V256H250ZM10 258H11V257H10ZM7 259H8V258H7ZM11 259H12V258H11ZM35 259H37V258H35ZM40 260H41V259H40ZM97 260H98V259H97ZM41 261H42V260H41ZM95 262H96V260H95ZM104 262H105V261H104ZM18 263H19V262H18ZM105 264H106V263H105Z\"/></svg>",
  "mask_w": 264,
  "mask_h": 264
},
{
  "label": "crops",
  "instance_id": "crops-1",
  "mask_svg": "<svg viewBox=\"0 0 264 264\" xmlns=\"http://www.w3.org/2000/svg\"><path fill=\"white\" fill-rule=\"evenodd\" d=\"M33 8H34V10L36 12L35 19H34V23H35L36 20L38 19V14H39L40 9L38 8V6H34ZM33 26H34V24H33Z\"/></svg>",
  "mask_w": 264,
  "mask_h": 264
}]
</instances>
